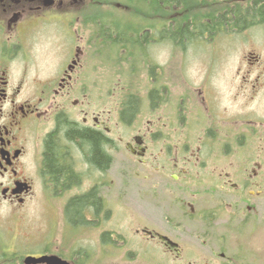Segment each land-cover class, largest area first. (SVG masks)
<instances>
[{
  "label": "flooded vegetation",
  "instance_id": "flooded-vegetation-1",
  "mask_svg": "<svg viewBox=\"0 0 264 264\" xmlns=\"http://www.w3.org/2000/svg\"><path fill=\"white\" fill-rule=\"evenodd\" d=\"M257 1L141 0L133 25L131 0H0V207L8 208L0 213V264H264V146H258L264 130L262 119L250 117L256 113L227 116L216 89H206L208 76L195 87L182 85L174 72L152 64L142 82H113L114 88L127 84L114 94L115 109L95 110L93 103V94L109 86L99 80L100 68L124 73L131 42L140 43L149 62L151 45L157 50L164 38L193 40L195 24L202 27L195 42L210 40L211 9L227 10L213 17L220 27L259 24L243 17ZM164 9H181L174 11L181 19L165 17ZM185 11L196 12L188 17ZM263 77L253 82L263 85ZM135 87L147 89L144 113ZM145 114L146 125L129 136L109 126H131ZM88 132L96 135L102 165L91 157ZM229 137L245 139L233 148L232 168L221 142ZM247 138H256V146L244 147ZM49 148L58 150L67 175L49 167ZM121 150L143 192L142 218L132 210L127 221L140 241H115L109 229L103 240L83 241L85 226L98 231L111 217L100 186ZM36 191L55 209L47 229L62 223L68 240L3 241L13 231L4 221L18 218ZM85 195L73 215V200Z\"/></svg>",
  "mask_w": 264,
  "mask_h": 264
},
{
  "label": "rangeland",
  "instance_id": "rangeland-1",
  "mask_svg": "<svg viewBox=\"0 0 264 264\" xmlns=\"http://www.w3.org/2000/svg\"><path fill=\"white\" fill-rule=\"evenodd\" d=\"M132 1V24H137L139 22V14L134 11H140L141 0H131ZM214 3V0H210ZM218 0H215L217 3ZM211 9L212 19L210 27L208 29L211 31L209 33V39L206 38L205 41L196 40L200 34V27L198 24L195 26H190V36L195 39H185L183 37L179 38V41H171L168 38H164L161 43V47L156 50V47H149L153 50L150 52V61L146 62L143 56L140 54L141 47L139 42H131V54L130 62L123 64L126 65L127 69L123 67L124 73L119 72H108L105 69L100 68V73L98 78L104 83L109 82V86L98 90L93 94V103H97L95 110H107L115 109L113 104L118 103L115 100V92H122L121 86L127 87L124 83L120 85L119 88H114L113 82L116 81H135L142 82L146 77V67L150 64L160 67V71H170L174 72L176 75V81L182 85L187 83L189 86L195 87L201 83L203 77L208 76L207 83L209 86L216 89L217 91V101L223 109L226 107L224 114L227 116L236 114H263L264 115V84L259 85L257 82L254 83L255 77L264 73V20H256L259 24L255 26H246L247 28L242 30L237 24H233L232 21H228L227 25L220 27L215 23L214 18L217 15L227 11L226 9L214 8ZM221 9V10H220ZM165 10V9H164ZM176 10L181 9H166L165 17H170L173 15L174 21L181 19L182 15L174 14ZM210 11V10H209ZM229 11V10H228ZM196 11L188 13L185 11L186 16L193 17ZM136 14V15H135ZM168 20V19H167ZM165 24H167L165 22ZM181 27V22H180ZM168 28L167 25L164 26ZM179 28V27H178ZM166 33H169L166 31ZM207 33V31H206ZM204 39V38H203ZM124 52L118 50L117 59L123 60ZM145 60H148L145 58ZM130 66L132 67V73ZM104 72V73H103ZM264 78V77H263ZM260 83V82H259ZM257 85L256 88H254ZM118 86V85H116ZM260 86V87H259ZM107 88V89H106ZM259 88V89H258ZM258 89V90H257ZM257 90V92L255 91ZM131 91L135 92L141 99V112L144 113L142 108L145 102V93L147 89L143 87L131 88ZM98 95V97H97ZM168 99H166L167 101ZM197 102L199 99H195ZM256 114L250 115V117L255 119H262L260 124L264 130V116H256ZM146 114L143 116L136 117L131 126L127 124L118 125L114 123L109 124V126H117L121 129L124 137L129 136L135 129L146 125ZM264 134V132H263ZM245 139L243 138H223L222 143L226 142L227 145V163L228 166L235 167L236 161L238 160V155L234 152V147H238L242 144ZM249 143L245 144L253 148L257 144L256 138H247ZM120 144H117L119 146ZM264 146V138L258 142V146ZM250 149V152L252 151ZM235 154V155H234ZM132 162L127 161L126 154L119 153L116 161L111 167V171L107 175V181L105 184L100 186V193L105 199V204L111 210V217L104 222L99 224L98 231L86 230V226L83 233V241H100L103 240L102 236L103 230H112V237L115 241H131L138 242L140 237L134 235L133 229L127 227V221L130 215V211L134 210L138 217L142 218V203L141 195L142 190H136L139 185V181L133 180L129 176V168ZM133 196L135 199H130ZM139 203H135V200H139ZM134 200V201H131ZM59 201H55L58 205ZM133 206V207H132ZM6 206L0 207V213L6 215ZM55 209L49 199L45 196V192H35L33 196L26 198L24 204L20 207L17 217L14 215H9L3 226L12 227L13 231L10 233H5L3 236V241H28L25 236H34L35 241H66L68 238L64 235L65 228L62 223L53 224L51 223V229H47V218L53 215ZM11 230V228H10ZM95 231V232H94ZM198 232V230L196 229ZM48 234V236H47ZM47 236V237H46ZM108 236V233L107 235ZM140 236V234L138 235ZM46 237V238H45ZM32 239V240H33ZM71 240L75 239V234L70 237ZM109 239V238H108ZM257 240V239H256ZM193 247H199L197 251L202 255L205 253V248L202 246L194 244ZM203 251V252H202Z\"/></svg>",
  "mask_w": 264,
  "mask_h": 264
},
{
  "label": "trees",
  "instance_id": "trees-1",
  "mask_svg": "<svg viewBox=\"0 0 264 264\" xmlns=\"http://www.w3.org/2000/svg\"><path fill=\"white\" fill-rule=\"evenodd\" d=\"M243 17L246 20L247 19L249 20L252 19L253 21H255L256 19L263 20L264 19V0H259L257 1V3L255 2L254 6L250 8L248 11H246ZM241 26H244V24H242ZM85 138L90 142V145H91V157L95 159L96 164L102 165L103 156L101 155V153H99L97 144L95 142L96 135L94 133L88 132ZM48 155L50 159V162L48 163L49 167L52 168L55 174L59 175L63 173L67 175L66 170H64L62 166H59L56 160V158L58 160L60 159V156L58 155V150L55 151L54 149L51 150V148H49ZM87 198H88V195H85L84 197L75 198L73 200V204L71 206V212L73 213V215H76L79 212L81 205L84 203V201H86Z\"/></svg>",
  "mask_w": 264,
  "mask_h": 264
},
{
  "label": "bare ground",
  "instance_id": "bare-ground-1",
  "mask_svg": "<svg viewBox=\"0 0 264 264\" xmlns=\"http://www.w3.org/2000/svg\"><path fill=\"white\" fill-rule=\"evenodd\" d=\"M133 108V107H132Z\"/></svg>",
  "mask_w": 264,
  "mask_h": 264
}]
</instances>
